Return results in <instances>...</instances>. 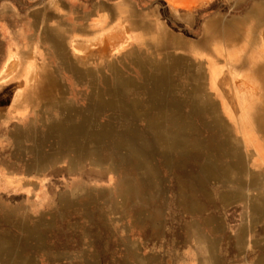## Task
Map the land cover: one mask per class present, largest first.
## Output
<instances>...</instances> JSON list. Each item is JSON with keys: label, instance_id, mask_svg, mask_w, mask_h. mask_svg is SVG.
Listing matches in <instances>:
<instances>
[{"label": "rangeland", "instance_id": "rangeland-1", "mask_svg": "<svg viewBox=\"0 0 264 264\" xmlns=\"http://www.w3.org/2000/svg\"><path fill=\"white\" fill-rule=\"evenodd\" d=\"M262 75L264 0H0V264H264Z\"/></svg>", "mask_w": 264, "mask_h": 264}, {"label": "bare ground", "instance_id": "bare-ground-1", "mask_svg": "<svg viewBox=\"0 0 264 264\" xmlns=\"http://www.w3.org/2000/svg\"><path fill=\"white\" fill-rule=\"evenodd\" d=\"M166 43V42H165ZM170 56V55H169ZM152 69V68H151ZM137 71V70H136ZM261 75V74H260ZM263 76V75H262ZM264 77V76H263Z\"/></svg>", "mask_w": 264, "mask_h": 264}]
</instances>
